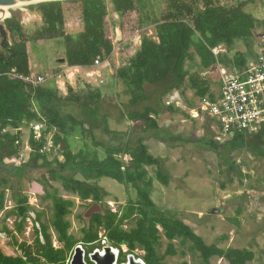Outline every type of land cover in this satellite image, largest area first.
I'll return each instance as SVG.
<instances>
[{
    "label": "trees",
    "instance_id": "trees-1",
    "mask_svg": "<svg viewBox=\"0 0 264 264\" xmlns=\"http://www.w3.org/2000/svg\"><path fill=\"white\" fill-rule=\"evenodd\" d=\"M255 2L235 0L231 5H224L219 0H57L28 6L30 14L41 18V23L34 30L23 25L22 19L16 15L5 17L1 24L3 32L0 31V213L5 209L6 193L11 192L15 207L6 213L4 220L16 218L14 231L4 226L2 233L11 240L17 254L7 255L0 248V264H67L76 244L93 245L103 239L113 247L126 245L131 251L141 249L146 254L147 264H166L167 257L185 256L186 248L199 255V264H211L214 257L225 259L228 264H250L254 261V252L246 249L225 250L216 245L208 246L172 211L161 210L154 204L151 199L154 180L168 187L170 176L164 160L151 154L146 144L148 137L145 136L167 144L189 141L176 138L160 127L158 118L164 109L173 110L172 106L166 108L165 99L173 93L184 98L185 93L191 91L198 104L189 101L187 107L194 111L204 99L213 101L215 97L209 79L203 77L205 72L218 65L241 72L249 59L256 57L255 34L260 26L264 29V22L246 10L247 5ZM109 5L118 15L135 11L138 7L140 28L154 30L152 36L146 32L142 34L141 46L135 56L115 75L123 92L118 97L123 95L127 98L120 104L124 116L130 122L143 124L141 132L138 131L142 136L134 141L132 136L137 132L136 128L130 134L110 130L99 106L103 100L99 90L85 93L80 89L77 93L68 87L67 95H63L55 85L32 87L9 76L13 71L21 76L32 73L28 45L40 41H54L63 46V56L59 61L69 68L90 69L97 59L110 58L114 45L106 30ZM66 6L71 7L70 15L74 9L81 20L77 33L67 30L69 14ZM238 41L246 45L247 51L237 52L230 60L228 55ZM218 47L225 48L226 53L214 55L213 50ZM148 88L154 91L148 92ZM65 105L78 106L82 118L64 113ZM38 123L45 126V131L42 138L36 140L33 125ZM99 125L103 126L102 133L112 136L118 145L107 147L96 140L94 130ZM24 128H29L30 132V158L19 166L7 164L5 160L21 158ZM78 129L84 140L89 139L96 148H104V159L90 149L76 154L71 152L68 139ZM207 131L202 139L207 140V149L225 161L226 154L220 151L228 148L236 151L240 145L249 147L254 156L264 158V126L254 134L238 133L225 144L215 140L216 133H210L209 125ZM50 132L53 133L52 143L64 162H60L58 157L49 159L54 151L50 155L42 153ZM127 135L129 138L124 142ZM62 142L65 143L63 152L60 151ZM125 157L129 158L128 162ZM38 169L45 170L36 182L43 188L42 199L52 203L50 223L61 248L53 246L48 226L42 223V214H36V219L28 216L22 221L16 214L18 207H30L23 181ZM149 169H154L155 179L150 176ZM103 178L133 189L136 199L129 200L113 212L104 206L108 193L98 183ZM52 183L61 185L64 192L81 202L90 201L101 207L88 218L80 242L69 235L71 224L67 220L75 201L62 197ZM27 219L35 223L34 249L25 242L19 243L16 238L23 234ZM127 223H133L134 227L125 230ZM163 239L167 242L164 253L161 252ZM175 241L180 243L182 250L176 248Z\"/></svg>",
    "mask_w": 264,
    "mask_h": 264
},
{
    "label": "rangeland",
    "instance_id": "rangeland-1",
    "mask_svg": "<svg viewBox=\"0 0 264 264\" xmlns=\"http://www.w3.org/2000/svg\"><path fill=\"white\" fill-rule=\"evenodd\" d=\"M219 1L221 4L231 5L235 0ZM255 1L254 4L247 5L246 10L253 14L257 20L264 22V0ZM30 5L32 4H18L6 8L3 10L0 24L6 18L16 15L21 19L24 17L25 21L28 19L29 22L27 21L24 25L34 30L41 22L39 17L30 18L28 16V6ZM72 7L75 9L74 5ZM74 9L73 14L67 18V30L70 33H77L80 30L81 22L75 15ZM138 17V7L131 14L122 15V18L114 19L111 12V18L108 20L109 22L107 21V32L115 44L116 51L107 64L96 69L99 71L97 74L100 75L96 74L93 78L85 77L84 71L65 72L62 75V80H55V85L54 81L48 78L49 70L51 66L56 71L64 65L59 61L60 55H57L60 50H64L63 46L56 44L54 41H40L28 45L32 63L46 78L45 85L48 87L55 85L63 95H67L70 86L77 93L80 92V89H83L85 93L88 90H99L103 96L99 106L101 113L107 118L110 130L121 134H130L136 128L137 132L135 131L134 136H132L133 141L142 136L138 131H140L143 124L141 122H130L124 116V110H122L120 104L121 101H126L127 98L123 95H121V98L118 97V94H123V92L122 88L117 85L115 75L132 58L135 52L137 47L134 45V40L138 36L137 31L141 33L140 36L145 32L149 36L154 34L153 29L141 30ZM115 27L119 28V35L115 34ZM262 37H264V29L260 26L255 34V54L259 52L260 45L258 42ZM246 51V45L238 41L228 58L231 60L237 52L246 53ZM195 71H197L196 68ZM231 71L230 75L239 73L234 69ZM68 75L73 76L71 85L67 79ZM203 77L209 79L214 94H218L221 82L219 67H214L205 72ZM84 87L86 88L84 89ZM153 91L154 89L148 88V92ZM189 101L198 104V100H195L191 91H187L184 98L176 94L175 96L170 95L165 99L164 104L166 108L172 106L173 110L164 109V112L158 118V123L163 130H167L176 138L187 139L188 142L177 141L167 144L151 138V136H145L148 137L146 144L151 154L164 160V167L170 176L168 187H164L154 180L151 199L159 209L172 211L179 220L191 227L208 246L216 245L225 250L229 248L246 249L255 254V259L250 264H264V158L254 156L246 145H240L236 151H230V148L221 150V153L226 154V161L222 156L220 157L208 150L207 140L202 139L208 133L207 125L212 131L210 133H216L215 124L210 118L202 114L198 116L189 110L187 107ZM64 113L72 114L78 119L82 118L80 109L76 105H65ZM184 114L189 115V117ZM99 123H101L100 119ZM102 127V125H99L94 130L96 140L107 147L118 145L116 139L102 133ZM128 138L129 135L124 137L123 141H127ZM22 140L21 158L18 160H5L7 164L19 166L28 162L32 151L28 143V129H23ZM232 140L233 136L228 137L222 141V144ZM68 145L73 154L80 150L90 149L100 159H104L106 156L104 148H96L89 139L84 140L79 129L69 137ZM85 145L88 148H85ZM55 157H58L60 162H64V159L59 156L57 148H54V152L49 159L52 160ZM124 160L128 162L129 158L125 157ZM44 173L45 170L38 169L28 174V179L23 181L24 194L28 197L31 209L36 214H42V223L48 226L53 246L61 248L62 245L57 241V234L50 223L52 203L42 199L43 188L36 182ZM149 174L155 179L154 169H149ZM98 183L108 193V197L104 202L106 205L104 204V206H108L113 212H117L129 200L136 199V193L133 189H126L111 179L103 178ZM52 185L59 190L62 197L75 201V207L67 220L71 224L69 235L80 242L83 237L82 230L87 225L88 218L99 211L101 207L92 204L90 201L81 202L77 197L64 192L59 184L52 183ZM14 207L12 193L7 192L5 209L0 213V248L7 255L17 254L11 240L5 233H2L4 226L14 231L16 218L11 217L4 220L6 213ZM34 226L33 220L27 219L23 234L16 236L19 243L25 242L33 249L36 239ZM133 227V223H127L124 229L130 230ZM102 235L103 232L100 236ZM176 242L174 245L178 250H181L179 243ZM166 247L167 242L163 239L162 253L165 252ZM185 250L186 256L178 254L175 257H168L166 263L181 264L183 261H187L188 264L200 263L201 259L197 253L192 254L187 251V248ZM211 264H228V262L225 259L214 257Z\"/></svg>",
    "mask_w": 264,
    "mask_h": 264
},
{
    "label": "built area",
    "instance_id": "built-area-1",
    "mask_svg": "<svg viewBox=\"0 0 264 264\" xmlns=\"http://www.w3.org/2000/svg\"><path fill=\"white\" fill-rule=\"evenodd\" d=\"M136 34L138 35L139 32L137 31ZM213 53L223 54L226 53V49L218 47ZM108 62L109 58L103 61L97 59L93 68H101ZM218 67L221 80L219 94L214 95L213 101L204 99L193 113L210 118L215 124L216 140L219 142L238 133H257L264 126V37L260 41V49L256 57L250 59L241 72L230 75L224 68L219 65ZM9 76L32 87L46 83V78L38 74L21 76L13 71ZM33 130L36 140H39L43 136L45 126L40 123L34 124ZM52 135V132L47 134L48 144L42 153L50 155L54 151ZM102 243L106 245L104 239Z\"/></svg>",
    "mask_w": 264,
    "mask_h": 264
},
{
    "label": "crops",
    "instance_id": "crops-1",
    "mask_svg": "<svg viewBox=\"0 0 264 264\" xmlns=\"http://www.w3.org/2000/svg\"><path fill=\"white\" fill-rule=\"evenodd\" d=\"M110 7H112L111 5H109V16L107 17V19H106V30L108 31V23H107V21L111 18V12H112V17H114V19H116V18H122V15H126V14H131L132 12H134V11H127V12H124L122 15H118V14H116V13H114L113 12V10H112V8H111V10H110ZM71 7H69V6H66V10H67V14H71ZM28 16L30 17V18H38V16H36V15H32V14H30V13H28ZM39 19H40V22H41V18L39 17ZM27 21L29 22V20L27 19ZM27 21H25V18L23 17L22 18V23H23V25L27 22ZM80 22H81V20H80ZM109 22V21H108ZM138 23H139V17H138ZM139 27H140V24H139ZM141 30H144V29H141ZM139 32V31H138ZM115 34L116 35H119L120 34V30H119V28L118 27H115ZM140 32H139V34H138V36L136 37V40H134L135 42H134V45H136V49H135V52H134V54L132 55V58L135 56V54H136V52H137V50L140 48V46H141V38H142V35L140 36ZM143 34V33H142ZM107 37L112 41V39H111V37L108 35V32H107ZM112 43H113V45H114V53H115V51H116V48H115V44H114V42L112 41ZM29 50V49H28ZM30 53V52H29ZM113 53V54H114ZM57 55H60V56H63V50H60L59 52H58V54ZM29 56H30V54H29ZM256 56V55H255ZM109 59H111V57L109 58ZM30 62H31V68H32V74H38V75H40V76H44L41 72H40V70L36 67V65L35 64H33L32 63V61H31V58H30ZM223 68V67H222ZM54 69V67L53 66H51V69L49 70V75H48V78H50L51 80H53L54 81V83H55V80H62V75H63V73H65V72H71V71H76V72H78V71H84L85 72V77H87V78H93L94 76H96V74L99 72V71H97L96 70V68H90V69H84V68H79V67H76V68H69V67H67L65 64L64 65H62L61 67H59V70H53ZM226 71H228V73H230V72H232L231 70H227V69H225ZM56 72V73H55ZM57 75V76H56ZM98 76L100 75V74H97ZM232 75H234V74H232ZM236 75V74H235ZM45 77V76H44ZM73 76H71V75H68L67 76V79H68V81H69V83H70V85L72 84V78ZM101 77V76H100ZM55 85H56V83H55ZM71 88H73L72 86H70ZM220 91V90H219ZM175 94L176 95H178L179 96V94L178 93H173V94H171L172 96L174 95L175 96ZM219 94V93H218ZM218 94H216V96L218 95ZM215 95V94H214ZM170 96V95H169ZM182 97V96H181ZM24 129H28L29 130V128H24ZM22 131H23V129H22ZM29 134H30V132H29ZM187 225V224H186ZM159 230L161 231V228H159ZM196 234V233H195Z\"/></svg>",
    "mask_w": 264,
    "mask_h": 264
},
{
    "label": "flooded vegetation",
    "instance_id": "flooded-vegetation-1",
    "mask_svg": "<svg viewBox=\"0 0 264 264\" xmlns=\"http://www.w3.org/2000/svg\"><path fill=\"white\" fill-rule=\"evenodd\" d=\"M102 242H103V240L100 243H95L93 245L83 244V243L76 244L69 254V260H68L67 264L71 263V260L75 254V250L78 246H80L81 249L83 250V260H84L85 264H97V262L93 261L90 256L95 254V253H98L101 256L104 255L103 254L104 248H106V247L112 248V250L114 252V262L112 264H132L130 261L131 256L134 257L135 263L141 262L142 264H147V261L145 258L146 254L144 251H142L139 248L135 249L134 251H131L126 245H122L120 247H113L107 241H106V245H104ZM176 243H179V242L177 241ZM179 245H180V243H179ZM165 263H166V261H165ZM104 264H108V260ZM181 264H188V262L183 261Z\"/></svg>",
    "mask_w": 264,
    "mask_h": 264
},
{
    "label": "water",
    "instance_id": "water-1",
    "mask_svg": "<svg viewBox=\"0 0 264 264\" xmlns=\"http://www.w3.org/2000/svg\"><path fill=\"white\" fill-rule=\"evenodd\" d=\"M57 0H0V7L3 6H15L18 4H36L42 2H50ZM0 31L3 32V27L0 24ZM6 36V35H5ZM63 62V61H62ZM65 150V143L62 142L60 151L63 152ZM16 214L19 218V221L24 220L26 217L30 216L32 219H36V213L29 206H20L16 209ZM104 255H100L95 253L91 255V259L96 261L97 264H104L108 260V264H112L114 262V252L112 248L106 247L104 248ZM130 261L132 264H142L141 262H134V257H130ZM70 264H85L83 260V250L80 246H78L75 250V254L71 260Z\"/></svg>",
    "mask_w": 264,
    "mask_h": 264
},
{
    "label": "bare ground",
    "instance_id": "bare-ground-1",
    "mask_svg": "<svg viewBox=\"0 0 264 264\" xmlns=\"http://www.w3.org/2000/svg\"><path fill=\"white\" fill-rule=\"evenodd\" d=\"M10 6H3V7H0V18L2 17L3 15V10H5L6 8H8Z\"/></svg>",
    "mask_w": 264,
    "mask_h": 264
}]
</instances>
